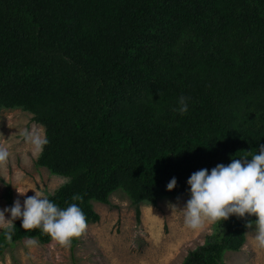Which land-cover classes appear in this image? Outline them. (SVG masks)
<instances>
[{
  "label": "trees",
  "instance_id": "1",
  "mask_svg": "<svg viewBox=\"0 0 264 264\" xmlns=\"http://www.w3.org/2000/svg\"><path fill=\"white\" fill-rule=\"evenodd\" d=\"M0 109L45 128L37 166L69 180L49 199L77 203L88 227L123 191L140 220L143 205L189 199L194 172L264 146V0H0ZM255 219L220 222L184 264H226ZM21 225L0 233V258L54 241Z\"/></svg>",
  "mask_w": 264,
  "mask_h": 264
},
{
  "label": "rangeland",
  "instance_id": "2",
  "mask_svg": "<svg viewBox=\"0 0 264 264\" xmlns=\"http://www.w3.org/2000/svg\"><path fill=\"white\" fill-rule=\"evenodd\" d=\"M33 119L22 110L0 109V147L10 152L7 164L0 166V210L10 208L5 199L7 185L14 192V202L23 204L34 192L48 197L69 181L37 166L42 152L35 153L24 138L26 129L42 127ZM187 200L173 197L157 207L143 205L138 220L132 201L119 191L111 197V205L94 204L101 220L86 228L74 252L70 245L56 241L43 245L28 240L11 247L0 264H184L189 254L205 245L220 227V222H215L205 223L198 230L188 229L181 211ZM5 218L12 220L10 213ZM16 221L0 219V233ZM251 231L248 228L247 243L239 253L226 254V264H264V249L255 246Z\"/></svg>",
  "mask_w": 264,
  "mask_h": 264
},
{
  "label": "clouds",
  "instance_id": "3",
  "mask_svg": "<svg viewBox=\"0 0 264 264\" xmlns=\"http://www.w3.org/2000/svg\"><path fill=\"white\" fill-rule=\"evenodd\" d=\"M177 103L174 111L186 114L188 98L182 95ZM24 138L35 153L42 152L48 144L42 127L26 129ZM9 157L8 148L0 147V166L6 165ZM187 185L190 198L181 211L188 229L198 230L205 223L223 222L231 216H254L256 219L246 227L252 229L255 246L264 249V146L250 158L234 156L228 165L218 164L210 171L205 168L194 172ZM176 186L177 180L173 177L167 190L171 192ZM6 213H10L12 220L5 218ZM0 219L5 222L21 219L26 232L39 229L64 246L70 245L87 228L86 216L77 203L61 208L39 191L28 196L23 204L16 200L11 208L0 210ZM29 243L35 241L30 239Z\"/></svg>",
  "mask_w": 264,
  "mask_h": 264
}]
</instances>
